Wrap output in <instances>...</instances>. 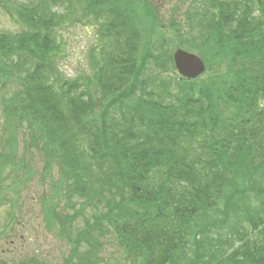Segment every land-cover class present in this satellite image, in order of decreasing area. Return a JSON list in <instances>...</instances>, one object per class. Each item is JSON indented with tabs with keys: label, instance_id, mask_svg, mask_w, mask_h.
Segmentation results:
<instances>
[{
	"label": "trees",
	"instance_id": "16d2710c",
	"mask_svg": "<svg viewBox=\"0 0 264 264\" xmlns=\"http://www.w3.org/2000/svg\"><path fill=\"white\" fill-rule=\"evenodd\" d=\"M173 1L166 33L153 0H0L19 26L0 33V167L25 183L19 138L40 152L63 264H97L91 230L130 264H264V0ZM77 25L88 47L70 76ZM180 47L206 76L165 77Z\"/></svg>",
	"mask_w": 264,
	"mask_h": 264
},
{
	"label": "rangeland",
	"instance_id": "374dc122",
	"mask_svg": "<svg viewBox=\"0 0 264 264\" xmlns=\"http://www.w3.org/2000/svg\"><path fill=\"white\" fill-rule=\"evenodd\" d=\"M9 1L19 3L23 0ZM153 2L156 3L155 7L162 20L164 32L171 33V30L167 29L169 28L168 12L169 6L174 1L153 0ZM18 29L17 23L0 3V33L5 31L16 32ZM64 36L67 38L68 49L62 62V68L66 74L73 76L79 72L84 62L89 38L80 25L65 31ZM170 71L169 69L163 72L166 78L170 81H174L171 78L179 79L176 78V76H180L177 71L176 73H170ZM206 72L201 73L200 77L206 76ZM172 75L176 76L173 77ZM262 104L264 105V98ZM1 122L2 117L0 115V136ZM18 141L15 159L22 163L32 164L33 168H31L35 175L25 183H17L16 181L23 172L19 164L15 163V167L7 166L2 170L0 167V264H32L31 262L33 264H63L64 256L70 252V244L62 239L59 226L58 230L48 228L43 199L48 197L51 191L49 190L50 182H43L40 178V172L43 168L42 156L36 149L24 150L20 138ZM2 149L3 141L0 138V153ZM51 203H53V199ZM63 205L61 201L59 210L62 213L65 211L62 208ZM93 214L94 211L91 209L84 210L71 226V235H67L74 238L77 230L84 229L85 225L90 224V222L93 223ZM85 219H87V223H85ZM211 230L214 229L211 228ZM99 234L100 232L91 230V235L101 237V245L97 251L98 256L93 258L94 262L97 261V264H130L123 259L121 251L117 248L118 246L110 233L105 232L102 236Z\"/></svg>",
	"mask_w": 264,
	"mask_h": 264
},
{
	"label": "water",
	"instance_id": "95a60500",
	"mask_svg": "<svg viewBox=\"0 0 264 264\" xmlns=\"http://www.w3.org/2000/svg\"><path fill=\"white\" fill-rule=\"evenodd\" d=\"M172 57L178 73L188 79L199 76L205 70L202 58L193 52L177 48Z\"/></svg>",
	"mask_w": 264,
	"mask_h": 264
}]
</instances>
